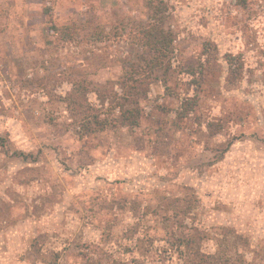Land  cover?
I'll return each mask as SVG.
<instances>
[{
    "label": "rangeland",
    "instance_id": "rangeland-1",
    "mask_svg": "<svg viewBox=\"0 0 264 264\" xmlns=\"http://www.w3.org/2000/svg\"><path fill=\"white\" fill-rule=\"evenodd\" d=\"M164 1L168 83L150 86L137 128L81 135L69 79L93 91L122 75V29L146 0H0V264H158L179 213L205 250L223 236L230 264H264V0Z\"/></svg>",
    "mask_w": 264,
    "mask_h": 264
},
{
    "label": "trees",
    "instance_id": "trees-1",
    "mask_svg": "<svg viewBox=\"0 0 264 264\" xmlns=\"http://www.w3.org/2000/svg\"><path fill=\"white\" fill-rule=\"evenodd\" d=\"M237 1L245 3V0ZM145 6V21H136L129 28L122 29L130 50L124 59H121L122 75L116 81L107 82V88L104 90L92 91L90 82L78 78L69 79L71 88L62 101L72 117L73 124L83 130L81 135L107 129L137 128L142 116L140 102L147 97L150 86L156 82L166 86L170 79L175 38L170 24L169 6L164 0H146ZM52 29L57 37L67 41L76 40L73 33H76L77 27L62 26ZM106 36L104 39H108L109 35ZM228 61V80L235 83L240 79L241 67L232 69L233 59L229 57ZM92 92L99 100L100 109L87 98ZM191 101V98L182 101L181 108L184 112L190 111L193 105ZM179 216L180 213L175 214L173 218L178 223L176 228L163 238L162 253L165 261L158 264H173L169 262L172 256L176 257V264H230L226 250L227 237L222 236L216 240L213 238L216 248L207 251L203 243L211 237L209 233L198 227L187 228L182 220L177 221ZM231 232L242 240L237 232ZM237 254L239 256L235 263L245 264L244 254L239 251Z\"/></svg>",
    "mask_w": 264,
    "mask_h": 264
}]
</instances>
